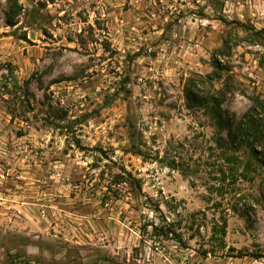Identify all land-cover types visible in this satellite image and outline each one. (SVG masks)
Segmentation results:
<instances>
[{"label":"rangeland","instance_id":"374dc122","mask_svg":"<svg viewBox=\"0 0 264 264\" xmlns=\"http://www.w3.org/2000/svg\"><path fill=\"white\" fill-rule=\"evenodd\" d=\"M187 85L264 101V0H0V264H264V155L235 177Z\"/></svg>","mask_w":264,"mask_h":264},{"label":"trees","instance_id":"16d2710c","mask_svg":"<svg viewBox=\"0 0 264 264\" xmlns=\"http://www.w3.org/2000/svg\"><path fill=\"white\" fill-rule=\"evenodd\" d=\"M9 26L15 24L8 23ZM209 78V77H208ZM13 87L16 88V81L13 78ZM185 107L189 111L204 114L210 121L211 128L213 130L212 141L213 150L217 151L220 161L226 164H244L243 170L238 171V168L234 169V175L237 178H246V174L250 171L251 166L249 160H254L260 164L261 157L264 155V101L255 99L252 107L245 112L239 120L235 121L234 118L225 117L221 104L222 99L217 93L195 94L187 85L184 89ZM263 112V113H262ZM140 155V152H136ZM241 155L246 156V161H242ZM169 168H175V162L172 161L167 165ZM187 171L181 170V174H186ZM255 172V171H254ZM231 173V170H229ZM226 180V171L219 170L218 179L214 178L215 185L213 183L212 188L209 190V194L220 198L224 197V186ZM210 195V196H211ZM210 201V198L207 199ZM221 203L214 202L213 205L218 206ZM194 214H191L193 216ZM205 217V214H202ZM220 225L213 227L211 238L214 239V235H218L221 245H224L223 238L225 237L226 230V218L220 217ZM153 233L157 237H162L165 240H172L179 245L185 246L182 235L176 232L173 224L165 223V227H157L151 225ZM233 251V250H231ZM208 251L207 253H209ZM205 253V255L207 254ZM231 256L233 255H226ZM249 257L253 259H264V255L248 252H238L234 258Z\"/></svg>","mask_w":264,"mask_h":264},{"label":"built area","instance_id":"2783aa9c","mask_svg":"<svg viewBox=\"0 0 264 264\" xmlns=\"http://www.w3.org/2000/svg\"><path fill=\"white\" fill-rule=\"evenodd\" d=\"M42 216L45 217V213H44V211L42 212Z\"/></svg>","mask_w":264,"mask_h":264}]
</instances>
